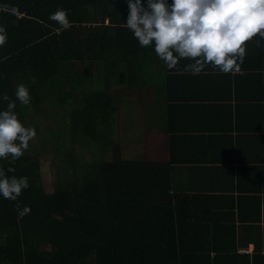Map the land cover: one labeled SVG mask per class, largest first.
I'll return each mask as SVG.
<instances>
[{
    "label": "trees",
    "instance_id": "obj_1",
    "mask_svg": "<svg viewBox=\"0 0 264 264\" xmlns=\"http://www.w3.org/2000/svg\"><path fill=\"white\" fill-rule=\"evenodd\" d=\"M57 9L70 10V29L49 19ZM127 15L126 0H0V26L7 31L0 47V111L7 109L6 94L15 102L18 119L24 126L27 119L44 148L58 149L60 131L47 128L44 134L45 124L37 131L35 120L44 123V112L50 116L71 107L75 96L81 101L80 118L69 115L79 123L83 140L101 154L111 146L118 106L100 82L114 70L120 86L154 88L161 102L151 104L148 115L156 116L154 130L161 127L164 135L155 153L137 161L101 162L98 172L74 190H45L40 156L46 150L25 151L14 164L10 156L0 159L8 176L27 177L30 184L15 201L0 195V264H89L92 254H97V264H209L198 243L212 232L197 219L185 221L179 209L184 196L172 192L169 168L175 159H185L178 153L185 127H175V117L193 107V87L207 77L168 70L152 47L138 44L126 27ZM192 62L181 59L178 68ZM121 64L127 68L119 70ZM14 81L30 93L25 107L16 99ZM9 167L16 171L8 173ZM25 206L30 214L19 218ZM218 229L213 228L214 234ZM230 237L234 248L233 232ZM240 258V264H249ZM253 264H264V259L256 255Z\"/></svg>",
    "mask_w": 264,
    "mask_h": 264
},
{
    "label": "crops",
    "instance_id": "obj_2",
    "mask_svg": "<svg viewBox=\"0 0 264 264\" xmlns=\"http://www.w3.org/2000/svg\"><path fill=\"white\" fill-rule=\"evenodd\" d=\"M263 44L258 36L247 43L242 74H224L207 66L201 73L207 78L191 92L196 98L190 101L193 107L175 117V127H185L178 149L185 159L169 165L172 192L184 196L179 209L185 221L197 219L212 232L198 243L205 250L199 254H208L209 264H240V256L249 264L256 255L264 259ZM155 102L161 101L154 95L148 103ZM151 138L155 149L150 155L157 151V143L162 145L163 131ZM201 196L208 202L203 203ZM214 227L219 228L215 234ZM232 232L234 248L229 243Z\"/></svg>",
    "mask_w": 264,
    "mask_h": 264
},
{
    "label": "clouds",
    "instance_id": "obj_3",
    "mask_svg": "<svg viewBox=\"0 0 264 264\" xmlns=\"http://www.w3.org/2000/svg\"><path fill=\"white\" fill-rule=\"evenodd\" d=\"M126 27L141 47H152L168 70L181 74H201L209 65L221 73H241L246 45L256 36L264 39V0H126ZM70 10L57 9L49 19L62 30L71 28ZM7 42L6 28L0 26V47ZM257 47H261L259 41ZM181 59L193 61L179 69ZM16 99L28 105L30 93L18 85ZM7 109L0 111V159L11 157L10 163L24 155L29 141L35 138V128L25 127L14 111L16 105L8 95ZM9 167L8 173L15 172ZM30 187L27 177L8 176L0 168V195L15 201ZM25 206L18 217L30 214Z\"/></svg>",
    "mask_w": 264,
    "mask_h": 264
},
{
    "label": "rangeland",
    "instance_id": "obj_4",
    "mask_svg": "<svg viewBox=\"0 0 264 264\" xmlns=\"http://www.w3.org/2000/svg\"><path fill=\"white\" fill-rule=\"evenodd\" d=\"M87 65L86 62L82 63ZM79 68V69H77ZM119 70H125L127 64L118 66ZM74 70H81V65H74ZM107 71H104L106 74ZM110 73V74H109ZM107 79L101 81V87L104 84L110 88V92L116 98L118 110L115 113L113 140L111 146L102 154L97 153L93 144L88 145L83 140V136L79 130V123H77L69 114L75 113L76 118L79 117L81 101L75 96L71 107L65 110H58L53 115L45 116L44 112L41 121L38 123L35 120L37 131L45 124L46 127L40 132L47 134L48 129H56L60 131V139L57 144V150L50 145L44 148L45 142L33 138L29 141V147L26 150L44 152L40 156L41 181L45 190L50 191L52 188H69L79 189L85 177L93 176L97 173V169L101 162L117 161V160H135L144 158L150 155L155 149V144L151 138L152 134L161 132V127L157 130L156 116L148 115L150 110L151 100L154 97V88L151 85L137 86L128 88L116 84V70L109 71ZM18 77H15L17 79ZM95 80V76L93 81ZM59 82L58 76L55 79ZM19 82L14 81L17 87ZM89 87V80H84V91ZM21 103V102H20ZM22 106H26L21 103ZM149 105V106H148ZM149 108V109H148ZM148 109V110H147ZM49 113V112H48ZM30 115L29 113L26 116ZM34 116V114H31ZM44 120H43V119ZM25 127L33 128L25 120ZM156 149H159V143L156 144ZM30 150V151H29ZM93 174V175H92ZM97 254H92L89 257V264H97Z\"/></svg>",
    "mask_w": 264,
    "mask_h": 264
}]
</instances>
